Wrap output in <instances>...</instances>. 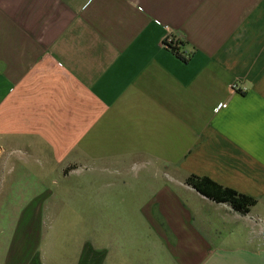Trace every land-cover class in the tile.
Listing matches in <instances>:
<instances>
[{
  "label": "crops",
  "instance_id": "0c3cea01",
  "mask_svg": "<svg viewBox=\"0 0 264 264\" xmlns=\"http://www.w3.org/2000/svg\"><path fill=\"white\" fill-rule=\"evenodd\" d=\"M134 183L155 190L138 219ZM7 190L0 264H264V0H0Z\"/></svg>",
  "mask_w": 264,
  "mask_h": 264
},
{
  "label": "trees",
  "instance_id": "16d2710c",
  "mask_svg": "<svg viewBox=\"0 0 264 264\" xmlns=\"http://www.w3.org/2000/svg\"><path fill=\"white\" fill-rule=\"evenodd\" d=\"M180 45H182L181 42L177 46H169L168 48L186 61V58L180 53ZM185 184L215 203L228 204L235 212L242 215L248 214L257 202L253 197L220 185L206 176L189 175Z\"/></svg>",
  "mask_w": 264,
  "mask_h": 264
},
{
  "label": "rangeland",
  "instance_id": "374dc122",
  "mask_svg": "<svg viewBox=\"0 0 264 264\" xmlns=\"http://www.w3.org/2000/svg\"><path fill=\"white\" fill-rule=\"evenodd\" d=\"M141 166V163L138 161L137 163L133 164L134 167V177H135V172H137L138 168ZM171 179V178H170ZM136 180H134L135 182ZM137 183H134L133 189L130 192V194L132 196L130 197H126L123 200L121 199H117L116 201H131L132 204V214L134 215V219H138L141 217L142 214V207L147 203V201H151L150 198L153 194V192L155 190H151V189H142L141 187H139L140 185H136ZM183 182L179 185L178 187V192L181 196V200L182 201H202V200H198L199 198H197V194L195 192H188L187 190H185V188H183ZM128 192V191H127ZM22 193V192H21ZM21 193L20 191H12V190H7V191H3L0 194V201H20L21 199ZM90 197L91 199H89V202L91 203H96L94 204V210L98 211L100 209V211L103 212L104 207L103 206H98L100 205L98 202L96 201V199L93 196V191H90ZM76 191L75 190H71L70 193L68 194V198H66V201H76ZM101 203L103 201H100ZM86 203H88V201H86ZM138 217V218H137ZM134 226H136V222L134 221Z\"/></svg>",
  "mask_w": 264,
  "mask_h": 264
},
{
  "label": "built area",
  "instance_id": "2783aa9c",
  "mask_svg": "<svg viewBox=\"0 0 264 264\" xmlns=\"http://www.w3.org/2000/svg\"><path fill=\"white\" fill-rule=\"evenodd\" d=\"M164 27H166L167 29H169V25L168 24H163ZM179 43L178 38H176L174 35L169 34L166 39H165V46L169 47V46H177ZM238 89V85L237 83H234L232 86V94H230V97H232L233 94H235L236 90ZM226 105V103H222L221 105H219L218 108L224 107Z\"/></svg>",
  "mask_w": 264,
  "mask_h": 264
}]
</instances>
